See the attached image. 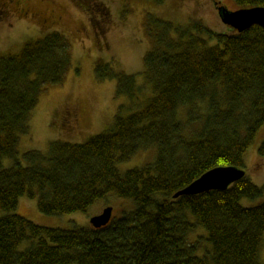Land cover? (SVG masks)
<instances>
[{"label": "trees", "instance_id": "16d2710c", "mask_svg": "<svg viewBox=\"0 0 264 264\" xmlns=\"http://www.w3.org/2000/svg\"><path fill=\"white\" fill-rule=\"evenodd\" d=\"M144 28L148 95L141 99L138 75L99 58L96 79L116 80V95L137 106L121 104L110 129L83 142L53 139L46 151L20 154L19 142L42 93L72 68L71 41L52 30L0 55V264H261L264 200L242 199L264 195V184L244 176L226 189L174 193L213 167L244 168L264 124V26L219 32L147 12ZM151 148L154 162L120 172L119 162ZM110 192L133 205L102 227H52L17 211L24 195L44 213L65 214Z\"/></svg>", "mask_w": 264, "mask_h": 264}, {"label": "rangeland", "instance_id": "374dc122", "mask_svg": "<svg viewBox=\"0 0 264 264\" xmlns=\"http://www.w3.org/2000/svg\"><path fill=\"white\" fill-rule=\"evenodd\" d=\"M218 1L236 8L234 0ZM147 12L181 24L202 20L219 32L228 27L221 21L214 0H165L162 5L153 0H0V55L19 52L29 38L52 30L66 34L72 45V68L62 84L49 85L40 96L30 121L31 132L20 138V154L33 148L46 151L53 139L83 142L110 129L121 104L132 109L137 106L138 101L134 103L126 95H116V80L96 79L95 64L99 58L119 70L138 75L143 86L141 99L148 95L151 87L141 74L144 56L151 46L144 28ZM263 140L264 124L244 156L246 176L258 185L264 184V156L259 152ZM156 154V148L140 151L119 162L118 168L125 172L152 163ZM4 163L10 165L12 159L6 158ZM263 200L264 195L244 197L242 203L255 205ZM108 205L114 207V215H120L123 209L131 208L133 200L110 192L85 211L49 214L39 210L37 198L24 195L19 199L17 211L43 225L69 228L89 226L91 217ZM259 258L262 264L264 238Z\"/></svg>", "mask_w": 264, "mask_h": 264}, {"label": "water", "instance_id": "95a60500", "mask_svg": "<svg viewBox=\"0 0 264 264\" xmlns=\"http://www.w3.org/2000/svg\"><path fill=\"white\" fill-rule=\"evenodd\" d=\"M221 21L236 29L244 31L253 24L264 26V5L229 8L223 4L217 5ZM246 176L244 168L228 165L213 167L187 186L174 193V197L185 194H198L211 189H226L235 181ZM114 214V207L108 205L101 212L91 217L94 227H102L110 222Z\"/></svg>", "mask_w": 264, "mask_h": 264}, {"label": "flooded vegetation", "instance_id": "af4514ba", "mask_svg": "<svg viewBox=\"0 0 264 264\" xmlns=\"http://www.w3.org/2000/svg\"><path fill=\"white\" fill-rule=\"evenodd\" d=\"M214 3H215L216 8H217V5L220 4V2L218 0H214Z\"/></svg>", "mask_w": 264, "mask_h": 264}]
</instances>
